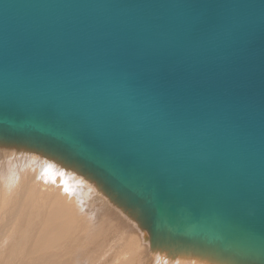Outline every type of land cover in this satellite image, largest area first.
I'll list each match as a JSON object with an SVG mask.
<instances>
[{"label": "water", "instance_id": "95a60500", "mask_svg": "<svg viewBox=\"0 0 264 264\" xmlns=\"http://www.w3.org/2000/svg\"><path fill=\"white\" fill-rule=\"evenodd\" d=\"M0 150L82 178L151 254L264 264V0H0Z\"/></svg>", "mask_w": 264, "mask_h": 264}, {"label": "rangeland", "instance_id": "374dc122", "mask_svg": "<svg viewBox=\"0 0 264 264\" xmlns=\"http://www.w3.org/2000/svg\"><path fill=\"white\" fill-rule=\"evenodd\" d=\"M58 168L36 155L0 150V264H155L121 211Z\"/></svg>", "mask_w": 264, "mask_h": 264}, {"label": "bare ground", "instance_id": "6f19581e", "mask_svg": "<svg viewBox=\"0 0 264 264\" xmlns=\"http://www.w3.org/2000/svg\"><path fill=\"white\" fill-rule=\"evenodd\" d=\"M12 157V156H11ZM34 158V157H33ZM9 159V158H8ZM19 159V158H18ZM13 160H15V159H13ZM20 162H22V161H20ZM22 164V163H21ZM25 164V163H24ZM48 164H50V163H48ZM19 165V164H18ZM48 166H50V165H48ZM10 167H12V166H10ZM19 167V166H18ZM52 167V166H51ZM53 168V167H52ZM16 169H17V167H16ZM59 169V168H58ZM4 170V169H3ZM45 170V169H44ZM54 170V169H53ZM59 170H61V169H59ZM61 171H63V170H61ZM5 172V171H4ZM40 172V171H39ZM64 173H69V172H66V171H63ZM12 174V173H11ZM59 174V173H58ZM69 174H71V175H74V174H72V173H69ZM50 175V174H49ZM75 176V175H74ZM42 177V176H41ZM75 177H77V176H75ZM22 178V177H21ZM20 178V179H21ZM56 180V179H55ZM21 181V180H20ZM19 183V182H18ZM56 183V182H55ZM8 188V187H7ZM20 189V188H19ZM66 189V188H65ZM22 192V191H21ZM21 192H20V194H21ZM12 195V194H11ZM18 195V194H17ZM21 196V195H20ZM9 197V196H8ZM20 198V197H19ZM18 198V199H19ZM17 199V198H16ZM15 200V199H14ZM3 202V201H2ZM17 203V202H16ZM82 203V202H81ZM11 206V205H10ZM11 211V210H10ZM100 212V211H99ZM109 212V211H108ZM103 214V213H102ZM94 215V214H93ZM95 216V215H94ZM97 216H98V213H97ZM100 216H102V215H100ZM128 219V218H127ZM129 221H131L135 226H136V228L138 229V231L142 234V236H143V240H144V242L149 246V244H148V240H146L145 239V236H146V234L143 232V231H141V230H139V228H138V226L136 225V223L135 222H133L132 220H130V219H128ZM110 230V229H109ZM104 233V232H103ZM113 233V232H112ZM108 234V233H107ZM105 240V239H104ZM139 240V239H138ZM110 241V240H109ZM108 242V241H107ZM113 242V241H112ZM111 242V243H112ZM124 242V241H123ZM99 243V242H98ZM135 243V242H134ZM126 245V244H125ZM106 246V245H105ZM135 247V246H134ZM136 248V247H135ZM139 248V247H138ZM128 249H129V247H128ZM132 250V249H131ZM130 251V250H129ZM131 252V251H130ZM139 252V251H138ZM145 252V251H144ZM148 252V251H147ZM93 253H95V252H93ZM92 253V254H93ZM146 253V252H145ZM84 254V253H83ZM91 254V255H92ZM97 254V253H96ZM139 254V253H138ZM148 254V253H147ZM151 256H155L154 258H155V264H172L173 263V261H176V260H171V259H168V258H166L163 254H151V253H149ZM149 254H148V256H149ZM90 255V254H89ZM80 256V255H79ZM145 256V255H144ZM101 257V256H100ZM131 257V256H130ZM99 258V257H98ZM141 258V257H140ZM140 258H138V259H140ZM144 258H146V257H144ZM83 259V258H82ZM152 259V258H151ZM166 259H168L167 261H165ZM147 260H148V258H147ZM89 261V260H88ZM96 261H97V259H96ZM149 261V260H148ZM151 261V260H150ZM137 262V261H136ZM149 263V262H148ZM152 263V262H151ZM150 263V264H151ZM136 264V263H135ZM153 264V263H152ZM178 264H197L196 262H194V261H186V260H179L178 261Z\"/></svg>", "mask_w": 264, "mask_h": 264}]
</instances>
